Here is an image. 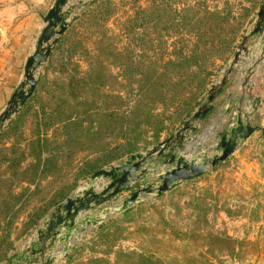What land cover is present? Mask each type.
Returning a JSON list of instances; mask_svg holds the SVG:
<instances>
[{
  "label": "rangeland",
  "instance_id": "374dc122",
  "mask_svg": "<svg viewBox=\"0 0 264 264\" xmlns=\"http://www.w3.org/2000/svg\"><path fill=\"white\" fill-rule=\"evenodd\" d=\"M55 1L0 0V112ZM88 1L69 0L65 36L40 69L19 120L2 131L0 259L25 241L32 221L38 226L93 173L173 135L225 75L264 5L139 0L137 23L133 4L115 0L118 7L106 21L90 24L82 23L92 10L83 6ZM259 39H248L224 90L180 153L189 155L184 149L192 145L200 158L234 125L237 108L248 111L250 98L264 96V61L244 85L246 70L261 54ZM251 121L256 131L229 159L161 198L108 215L82 237L79 232L58 264H264V101ZM12 147L18 159L9 154Z\"/></svg>",
  "mask_w": 264,
  "mask_h": 264
},
{
  "label": "water",
  "instance_id": "95a60500",
  "mask_svg": "<svg viewBox=\"0 0 264 264\" xmlns=\"http://www.w3.org/2000/svg\"><path fill=\"white\" fill-rule=\"evenodd\" d=\"M68 2L69 0H56L44 17L43 27L34 41L32 52L26 59L22 75L0 112V134L34 93L40 69L49 58L58 38L69 26L72 19L68 16L71 9ZM94 2L96 0H90L83 6ZM255 35H260L261 54L246 70L244 85L248 84L259 64L264 61V5L257 14L251 30L242 38L225 75L209 89L204 101L188 120L159 145L143 153L130 155L121 164L109 165L93 173L86 185L77 188L72 196L56 206L41 222L27 240L24 249L12 256L10 264H56L70 251L79 232L84 233L88 228H97L108 215L122 214L144 199L160 196L177 184L204 175L209 169L213 170L229 159L238 146L256 131L257 127L251 120L264 101V96L250 98L248 111L237 108L234 113V125L222 134L215 146L200 153V158L182 154L180 151L189 133L195 129L196 122L208 115L214 99L224 90L228 76L245 51L248 39ZM159 169L162 171L157 174L155 182L145 185L146 179ZM133 188V193L119 206L106 208L99 215H87L121 192ZM59 244L61 249L56 253Z\"/></svg>",
  "mask_w": 264,
  "mask_h": 264
},
{
  "label": "trees",
  "instance_id": "16d2710c",
  "mask_svg": "<svg viewBox=\"0 0 264 264\" xmlns=\"http://www.w3.org/2000/svg\"><path fill=\"white\" fill-rule=\"evenodd\" d=\"M155 2V1H154ZM117 3V1H115V0H104V1H96V2H94L93 4H91V5H89L91 8H92V10H90L89 12H86V13H84V15H83V20H82V23H86V22H89L90 24H93V23H95V24H97V22H101V21H106L109 17L108 16H110V14L118 7V4H116ZM133 4V9H135L136 10V13H135V18H134V20L135 21H137V23L138 22H140V20H141V18H140V14H141V12H142V5H141V3L139 2V0H131V2H127L126 0L125 1H120V5H124V4ZM66 31L67 30H65V32L63 33V37L65 36V34H66ZM61 36V37H62ZM62 37V38H63ZM59 42H61V40L59 39L57 42H56V44H60ZM32 97V96H31ZM30 97V98H31ZM30 98L26 101V103H25V105L27 104L28 105V103H29V100H30ZM24 105V106H25ZM21 113H22V111H20V113L18 114V116L13 120V122L10 124V127L12 128L14 125H15V122H17L18 120H19V117H20V115H21ZM5 134H4V132L0 135V138H2L3 136H4ZM14 147H12V148H10V150H9V154L11 155V156H16V159H18V156H19V151H17V150H14L13 149ZM33 159H34V157H32ZM16 159H12V160H8V159H5L4 161V163H6V164H8V165H11V164H13L14 162H16ZM27 166V165H26ZM33 166V165H32ZM32 169V168H31ZM33 169H34V167H33ZM26 171H28V166L26 167ZM1 176V175H0ZM201 176H203V175H201ZM201 176H198V177H195V178H199V177H201ZM195 178H191V179H188V180H185V181H183V182H187V181H190V180H193V179H195ZM27 182L29 183V181L27 180ZM31 183H33L34 184V181H33V178L31 179V181H30V184ZM11 194V193H10ZM164 194H162V195H160V196H157V198H161L162 196H163ZM67 197V196H66ZM66 197L61 201V202H63L65 199H66ZM61 202H59L58 204H60ZM57 204V205H58ZM10 210H8V212H9ZM130 210H128V211H126V212H124V213H127V212H129ZM8 212H6V213H8ZM32 226H34L35 227V224H34V221H32ZM7 254V253H6ZM6 254H4L2 257H1V259H3V257L4 256H6ZM0 259V260H1Z\"/></svg>",
  "mask_w": 264,
  "mask_h": 264
},
{
  "label": "crops",
  "instance_id": "0c3cea01",
  "mask_svg": "<svg viewBox=\"0 0 264 264\" xmlns=\"http://www.w3.org/2000/svg\"><path fill=\"white\" fill-rule=\"evenodd\" d=\"M1 88V91H3V90H5V87H0ZM27 189H28V185H29V183L26 181V182H24V183H22ZM87 184V182H84L81 186H84V185H86ZM80 186V187H81ZM30 188L31 189H33L34 188V185H33V183H31L30 184ZM14 191H15V194H17V191H18V189L17 188H14ZM127 191V190H126ZM73 193L74 192H72L71 194H69L67 197H69V196H72L73 195ZM126 192L125 191H123V192H121L120 194H118V195H116L114 198H112L111 200H109V201H107L106 203H104L103 205H101L100 207H98V208H96L95 210H93V211H91V212H89V213H87V215H99V213L101 212V211H103L104 209H106V208H109V206L111 205V204H113V202L115 201V199H119L120 198V196L121 195H124ZM66 197V198H67ZM122 200H124L125 199V197H122L121 198ZM62 203V202H61ZM59 205V204H58ZM57 205V206H58ZM54 210V209H53ZM52 210V211H53ZM52 211L47 215V216H45L40 222H39V224H38V226L41 224V222L42 221H44L51 213H52ZM38 226H36V227H34V229L33 230H30V232H29V234L26 236V238H25V241L24 242H22V243H18L16 246V249H14L13 251H8L7 252V254H6V256H4L3 257V259H1L0 260V264H10L12 261V256L15 254V253H18V252H20V251H22L23 249H24V247L26 246V242H27V240L33 235V233H34V231L38 228ZM58 248L60 249L61 248V245L59 244L57 247H56V249L58 250ZM56 264H58V261H57V263Z\"/></svg>",
  "mask_w": 264,
  "mask_h": 264
},
{
  "label": "built area",
  "instance_id": "2783aa9c",
  "mask_svg": "<svg viewBox=\"0 0 264 264\" xmlns=\"http://www.w3.org/2000/svg\"><path fill=\"white\" fill-rule=\"evenodd\" d=\"M206 118V117H205ZM204 118V119H205ZM204 119H202V120H204ZM184 152H188V154L189 155H194V153H195V149H194V147L192 146V145H190V146H185V149H184ZM123 200L121 199V198H119V199H115V201L113 202V204H111V206H110V208H114V207H116V206H119L120 204H121V202H122ZM88 230H91V228H88ZM87 230V231H88ZM86 231V232H87ZM85 233V232H84ZM80 236L79 237H82L83 236V233H81V234H79ZM78 239V235H77V237L73 240V245L76 243L75 241Z\"/></svg>",
  "mask_w": 264,
  "mask_h": 264
}]
</instances>
